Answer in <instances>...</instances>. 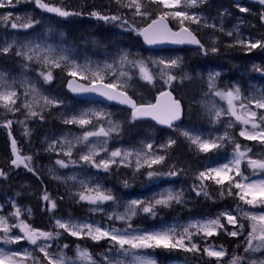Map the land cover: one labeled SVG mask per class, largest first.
Segmentation results:
<instances>
[{
  "label": "trees",
  "instance_id": "1",
  "mask_svg": "<svg viewBox=\"0 0 264 264\" xmlns=\"http://www.w3.org/2000/svg\"><path fill=\"white\" fill-rule=\"evenodd\" d=\"M16 2L27 10L28 21H34L31 28L33 32L37 30L46 32L52 39L60 40L63 44L75 49L81 57L92 59L120 50H125L138 58H143L144 53L156 52L144 48L138 31L133 29H140L149 20L165 11L162 5L153 3L152 0H141L149 6L148 10L152 13L150 19L134 15L135 8L130 9L126 6L129 0H121L120 3L117 0H42L52 6L81 13L60 17L39 8L35 0H17ZM241 8H246L248 11L241 12ZM92 11H98L107 16H119L120 20L107 22L99 20L88 15ZM187 11L189 14L203 17L205 23L196 24L185 21L184 26H187L206 48L210 49L215 40L214 46L219 50L216 53L209 50L207 54L199 48L157 51L160 55L168 56L171 55L170 53L177 55L181 61L180 67L169 69L167 74L162 75L163 68L150 64V72L154 77L152 83L141 79L136 70L131 68L130 75L120 82L126 84V87L121 90L126 91L137 104L152 102L159 91L169 90L181 104L182 117L179 124L168 129L158 128L151 122L132 119L130 110L115 106L106 108L107 114L118 125V131L110 134L109 145L133 147L144 142H151L158 145L155 153L165 156V161L162 164L153 165L152 169L143 166L139 171L136 170L135 164L115 163L97 177L100 182L110 187L109 193L114 197L113 201L120 205L124 200L146 195L164 184L183 193L180 203L172 201L168 207L157 205L155 216L139 210L138 214L128 221L133 229L160 228L174 222L185 223L193 219L215 217L225 211L239 217L240 222L245 225V229L237 237L228 236L219 229H217V234L208 237L201 232L193 233V242L201 249L198 253L185 252L181 249L145 250L148 254H152L157 264H171L172 262L217 264L215 257H208L202 251L209 245L216 246V250H219V246H223L226 255L221 258L222 264H230L234 256L242 257V264H252L253 261L258 264L264 261V249L245 252L246 238L248 232L252 230L253 222L244 217V212L258 214L264 211V206L247 205L235 194L228 195L227 180L223 182V185H217L213 180H206L205 190L208 195L205 196L200 189V180L197 177L210 165L224 161L233 154L236 143L241 145V151L246 148L251 149L248 156L241 160L240 170L243 175L251 177L259 172L264 176V172L254 171L248 165V159H264V144L240 136L241 130L236 122L228 130L231 140H225L223 147L208 153L200 152L181 133L190 131L193 134H205L210 130L211 122L204 102L210 91L207 83L209 70L219 72L215 78L216 87L213 89L229 90L234 82L246 86L247 83L256 80L264 81V49L257 48L249 52L246 47H229V45L236 44L241 35H247L250 41H264V20L261 19L264 5L250 0L239 2L206 0L203 3L197 0V5L188 8ZM168 21L172 28L181 25L170 17ZM212 25H215V28L211 27ZM234 27L239 31H235ZM229 32L232 33L231 36L228 35ZM25 63L26 61L21 56L16 55L14 48L6 54L0 51V72L20 70ZM42 70L47 71L46 68H40L39 72ZM52 72L53 80L47 83L40 73L34 74L39 90L46 96L62 102L43 110L39 107L43 104L42 99H37L35 103L30 102L33 103V111L41 112L43 119L40 116H29L20 97L16 105L20 110L17 112L7 111L0 103V170L7 173L5 177H0V214L7 218L9 225L16 224L17 218L10 215L15 211L13 208V203H15L21 210L20 219L32 228L61 233L60 237L51 240L50 251L63 250L66 254L73 256L74 249L79 246L87 249L99 264H103L101 258L110 249L115 248L107 242V239L95 242L88 237L71 236L63 229L56 228L54 222L56 218H86L91 213L87 211V204L79 200V196L68 191L66 183L44 171L45 166L53 165L56 156L54 151L46 149L45 137L52 133L78 131L79 127L75 124L64 122L65 117L76 112L77 109L99 106V104L75 99L66 93L65 82L71 77L67 67L55 68ZM169 74L175 76L176 79L171 83H164L163 76ZM76 78L86 83L91 82L81 77L76 76ZM110 79V76L106 75L103 81L109 83ZM261 81L260 83L264 84ZM7 120L12 121L10 127L3 126ZM26 128L28 129L27 134L25 133ZM12 139L16 140L21 155L32 157L33 172L23 166L11 165V159L14 158L11 151ZM169 139L176 141L171 147L167 146ZM232 140L235 143H232ZM149 170L158 175L149 178L147 175ZM169 172L178 174L167 175ZM232 187L233 193L239 191L234 185ZM222 191L224 195H221ZM197 192L200 194L197 195ZM45 194L56 202L55 209L48 210V202L42 199ZM145 202L147 206V203L151 201ZM25 209L27 211L30 209L31 212ZM221 223L226 225L227 231L234 230L225 218L221 219ZM65 245L68 247L65 248ZM39 257L40 260L43 258L41 255Z\"/></svg>",
  "mask_w": 264,
  "mask_h": 264
},
{
  "label": "snow or ice",
  "instance_id": "2",
  "mask_svg": "<svg viewBox=\"0 0 264 264\" xmlns=\"http://www.w3.org/2000/svg\"><path fill=\"white\" fill-rule=\"evenodd\" d=\"M37 6L41 9H44L50 13H55L60 17H68L71 15H80L81 13L70 12L62 7L52 6L48 3L42 2V0H35ZM118 3L121 0H117ZM153 3H157L159 5H163L165 9H173V11H163L162 14L157 15L156 19H153L151 24L148 25L147 28L144 29H133L134 31H138L140 35H143L145 41L149 44L156 43L161 40H170L173 43L178 44H194L198 45L201 50L204 51L205 54L210 50L213 53H216L219 49L214 46L215 40L213 41V46L206 48L204 44L201 43L199 39H197L196 35L193 34L192 31L188 27L184 26L185 21H190L192 23L199 24L203 17L197 16L195 14L189 15L187 12L188 8H193L197 5V0H152ZM200 2H206V0H200ZM261 5H264V0H259ZM3 4H0V7H3ZM128 8H135L134 15L140 16L142 18H151L152 13L148 10L149 6L146 3H142L141 0H129L126 4ZM183 8L184 10H175L179 8ZM241 12H246L248 9L241 8ZM88 15L95 17L99 20L104 21H118L120 20L119 16H107L103 15L101 12L92 11ZM169 17L173 19H179L181 28L179 32H173L171 28L168 27L166 21ZM11 18V14H8L4 17H0L5 21ZM261 19L264 20V13L261 14ZM34 21H30L29 23H24L19 25L23 28H29L32 26ZM126 23V22H125ZM12 28H17L18 24L13 23ZM207 26V25H206ZM211 27L215 28V25ZM222 30V29H221ZM229 36L232 35L231 32L228 33ZM241 46L246 47L247 51H252L253 49H264V41L256 40L255 42H251L250 40H237L236 44L229 45V47ZM27 48V45L24 46ZM12 45H8L7 47H3L0 49L3 53H8ZM41 53H44L43 55ZM17 56L25 57L29 61L35 59L38 61L42 68H46L47 71H40V76L43 77V80L47 83L53 80V72L52 70L55 68L61 67H69L68 58L65 56L56 57L54 55L53 49L48 47L47 49H42L39 44L34 45L32 48H27V51H18L16 53ZM115 63V62H114ZM123 63H132L134 67L138 66L141 73V79L146 80L148 83L153 82V75L148 71L147 66L144 61H129L128 56L125 54L121 56V64ZM153 63H158L163 65L162 75L167 74V70L179 68L180 67V58L177 57L175 59H160L159 61H154ZM106 69L114 70V65L109 64L105 65ZM87 66L81 68L79 65H71L69 69V75L76 77L80 75L82 71H87ZM259 70V69H257ZM219 75L218 73L215 75L209 76V84L208 87L210 90L216 87L215 78ZM127 73L121 72L120 76L116 78V82L113 83H104V77L101 73V70H97L96 72L91 73L89 75H82L81 78L84 80H91L89 85H81L77 84L73 86V81H69L68 87L71 91L75 93H89L96 92L100 93L103 96H106L109 100H119L121 103L128 104L132 109V119H136L141 116H152L153 119L157 120L158 123L168 125V127H173V122L180 119L181 117V104L180 101L173 99L171 92H162L160 94L161 97H167L169 103L166 107L165 114L163 117L158 114V105L160 97H157V104H140L138 105L134 100H132L126 93V91H120L119 89L126 87V84L120 83V77H126ZM187 78V77H185ZM130 79V77H129ZM176 77L172 75H167V79L165 83H171L175 80ZM99 80L100 83L97 84L96 81ZM0 103H2L3 107L9 112H17L20 110L17 107V101L19 99V95L17 91L13 90V85L8 84L3 78H0ZM27 91H30L32 94L39 96V93L35 87H31ZM216 96H219L222 100H226L228 104V109L225 112L223 109H209V114L214 110L215 115L212 116V122L216 123L220 120L221 115H230L231 117H235V120L243 123L244 125L251 124V131L242 130L239 135L245 137L247 140L258 141L261 144H264V92L260 94L257 98L254 95H250L245 97L242 95L239 87L230 88L227 91H216L214 93ZM43 100V104H40L39 107L41 110L47 108L49 106L57 105L62 103L60 100L56 98H49L47 96L40 97ZM246 101V103H245ZM35 103V101L33 102ZM33 103L25 102L23 107L27 109L28 115L32 117L40 116L43 119V115L41 112L33 111ZM237 103L239 104L240 113L236 111ZM104 114L101 112H83L80 113L79 116H72L69 119H66L64 122L66 124H78L81 127L85 125H90L93 122V118L99 121L103 118ZM12 124L11 120H7L4 122V127H10ZM232 126L229 123L228 127ZM118 131V125H112L109 129L105 130L103 127L99 128L97 131H89L85 132L82 138H77V143H82L87 141L89 137H108L110 132ZM28 129H25V133L27 134ZM11 135V133H9ZM187 140L190 141L192 146H195L200 152L208 153L212 150H218L219 148L224 146L225 140H231L229 136V132L226 130L222 136L213 137L211 139H204L199 134H193L190 131H183L181 133ZM235 143L234 140L231 141ZM59 143L63 148L67 147V151H64V155L69 157L68 163L75 164L76 161L71 159L74 145L71 141L62 139L61 141H53L52 144L49 145V149H53V147ZM106 143V140L104 141ZM176 143L175 140L169 139L167 142V146L171 147ZM162 147H164L162 145ZM149 151L147 153H133L131 151H122L117 149L108 154L107 159L99 160V163H96L94 157L98 156V151L95 147L90 148L87 154L81 155L80 160L91 164L97 169L103 168L104 170H108L113 164L116 163V158H120V163H124L128 157L132 155H137L136 161V170L139 171L141 167L147 166L148 169H152L153 165L162 164L165 161V156L155 155L151 153L152 145H147ZM11 151L12 156L11 165L15 167L23 166L28 171L33 172L34 169L31 167V156H23L20 154V150L17 147V142L15 139H12L11 142ZM99 151H106L104 148H100ZM251 152V149H245L241 151V145L236 143L234 149V158L230 162V164H224L219 168H208L206 171H201L198 174V179L200 180V189L205 196L208 195V192L205 190V181L213 180L217 185H223L225 180L228 181V195L235 194L239 197L241 201H243L247 205L256 206L261 205L264 206V180H251L249 177L243 175L240 170L241 160L245 159L248 154ZM141 157H143V164L141 163ZM68 163H66L62 159H58L56 164L60 165L62 168L68 167ZM248 165L254 171L264 172V159L260 160H252L248 159ZM235 168V177L229 176L228 173L232 171V168ZM177 172H169L167 175L175 176ZM7 173L3 170H0V177H5ZM148 177L151 178L158 173L149 170L147 173ZM219 177V178H217ZM75 179V177H72ZM83 185V182H81ZM236 191L233 193V186ZM127 186V185H126ZM84 191L78 193L80 201H87L90 204H100L105 201H112L114 197L110 193H106L105 191H101L99 185L95 188L87 187L83 185ZM94 193V194H93ZM200 192H197L199 195ZM183 193L173 194L171 191L168 192L167 195L161 194L159 199H153L151 202L147 203L145 206V201L134 199L131 200L126 209V213L122 215H118L115 218L119 220H131V218L138 214L139 210H142L144 213L151 214L152 216L156 215L155 208L157 205H162L164 207L170 206L172 201H176L177 203L182 202ZM221 195H224L223 191ZM257 196L259 198H257ZM251 197V198H249ZM43 200L48 202V210L51 211L57 207L56 202L51 200L49 195L45 194L42 197ZM13 208L15 211L10 213L11 216H15L19 221L16 225H9L7 222V218L4 216H0V230L5 234L2 239L6 244H18L22 240H27L32 245H36L38 240L43 238L45 241L53 240L54 238H58L61 236L59 231L51 232V231H41L40 229L32 228L29 224L25 223L24 220L20 219L21 210L20 208L13 203ZM29 213L31 210H28ZM244 217L248 220L252 221L251 231L248 232V236L246 238V247L245 252L248 253L250 251H256L258 249H264V211L259 214H255L252 212H244ZM111 218V217H110ZM226 218L227 223L233 226L232 231H227V227L225 224L221 223V219ZM257 222H259L257 224ZM56 228L63 229L68 232L71 236L74 237H88L93 241H100L102 239H109L113 242V245H119V251L125 257H131V260L128 264H157V260L153 258L152 254H142L144 250H155V249H165V250H176L181 249L185 252H195L198 253L201 249L198 247L196 243L193 242V233L190 231L191 228L197 229V234L200 232L204 233L205 237L213 236L217 234V229L224 231L228 236L237 237L241 235L242 231L245 229V225L240 222V218L232 215L229 211H225L220 213L215 219L207 220L204 222H193L188 226L183 227L182 231H178L177 226L173 227H165L159 230L147 231L144 229H132L131 225H129L127 230L117 231L115 229H103L101 226H93L92 224H74L68 221L62 222L60 219L55 221ZM18 227L20 232L23 235H14L9 236V232L12 228ZM65 248L68 245L64 246ZM111 250V249H110ZM207 254L208 257H215L217 260V264H222L221 258L225 257L226 252L223 246H219V250H216V246L209 245L208 247L203 248L202 250ZM39 252L43 253V258L38 261V264H44V261H47V264H76V261L72 258H68L63 255V250H61L60 254H53L49 250V246L45 244L44 246L39 248ZM32 253H29L26 249L23 253L19 251H6L4 248H0V264H23L24 258L32 257ZM77 259L86 261L87 264H98V262L92 258V255L89 253L87 249H81L77 246ZM242 257L234 256L230 262V264H242ZM103 264H112V261L108 258L107 255L104 257ZM116 264H125L123 260H117ZM252 264H257V262L253 261ZM258 264H264V261L258 262Z\"/></svg>",
  "mask_w": 264,
  "mask_h": 264
},
{
  "label": "rangeland",
  "instance_id": "3",
  "mask_svg": "<svg viewBox=\"0 0 264 264\" xmlns=\"http://www.w3.org/2000/svg\"><path fill=\"white\" fill-rule=\"evenodd\" d=\"M11 1V0H0V4H3V7H0V17H4L8 14H11V18L7 21L0 19V48L7 47L8 45H12V48H14V51L17 53L18 51H27V48H32L34 45L39 44L42 49H47L48 47H51L53 49L54 55L56 57L65 56L68 58V65L67 69L69 70L71 65H79L81 68H84L87 66V71H82L80 75L77 77H81L82 75H89L91 76V73L96 72L97 70H101V73L103 77L105 78L106 75L110 76L109 83L116 82V78L120 76L121 72L127 73V75H130V69L134 68L138 74V76L141 78L140 69L138 66L134 67L132 63H123L121 64V56L127 55L129 61H144L145 65L148 68V71L150 72V64L151 65H158L160 68H163V65L153 63L154 61H159L160 59H175L177 58V55L174 53H170L171 55L165 56L160 55L159 52H148L144 53L143 58H138L135 55H130L125 50L116 51L113 53H108L107 55L101 57L92 59L89 57H81L80 53H78L75 49L70 48V46H67L63 44L60 40L52 39L46 32L41 31H32L31 28H23L19 25H22L24 23H29L28 21V12L27 10L23 9L18 2ZM183 3V0H182ZM163 6V5H162ZM164 7V6H163ZM175 10H184L182 7ZM165 11H173V9H165ZM188 12V11H187ZM189 14V13H188ZM193 15V14H189ZM173 19L172 17H170ZM176 21V23L180 24L179 19H173ZM201 22H204V19L201 20ZM16 23L18 24L17 28H12V24ZM235 31H239L234 27ZM249 40L247 38V35L240 36L239 40ZM254 42V41H251ZM27 45V48L24 46ZM42 55L44 53H41ZM26 63L24 64L23 68L16 71H10V72H0V78H3L8 84L13 85V90L17 91L19 97L22 99L21 101L23 104L27 102H34L37 99H40V97L46 96L43 94L36 84V78L35 73H40L39 70L42 68L41 64L36 61L35 59L29 61L25 57H22ZM115 62V63H114ZM113 64L114 70L112 69H106L105 65ZM151 73V72H150ZM219 74V72L215 70H209L207 72V83L209 84V76ZM152 74V73H151ZM126 77H120V81L125 79ZM167 79V76H163V81L165 83V80ZM261 80H256L253 82H249L245 85H240L237 82L233 83L232 88L239 87L241 90V93L243 96L248 97L250 95H254L257 98L260 96L262 92H264V84L260 83ZM264 82V81H261ZM31 87H35L39 93V96H36L32 94L30 91H27ZM2 90V89H0ZM216 91H227L222 89H212L209 91V93L206 95L204 102L205 107L208 110V117L210 119V130L206 132L205 134L201 133H195L202 136L204 139H211L213 137L222 136L224 132L229 130V123L233 124L234 122L239 124L240 130H248L251 131V124L244 125L241 122H238L235 120V117H231L230 115H221L220 120L216 123L212 122V116L215 115V111L213 110L211 114H209V109H223L225 112L228 109V104L226 100H222L219 96H216L214 93ZM48 97V96H47ZM50 98V97H49ZM246 103V101H245ZM236 111L240 113L239 104L237 103ZM264 111V110H262ZM83 112H101L104 114L103 118H101L99 121H97L95 118H93V122L90 125H85L81 127L78 124H75L78 126V131H69V132H60V133H52L45 137V146L46 149H49V145L52 144L53 141H61L62 139L69 140L73 143V153L71 156L72 160H75L76 163H68L69 157L65 156L63 153L64 151H67V147L64 146L63 148L60 146L59 143H57L51 151L55 152V161L53 165L51 166H45L44 171L48 172L52 176L56 177L58 180L63 181L66 183L68 191L74 195H78L79 192L84 191L83 185H86L90 188H95L97 185L100 186L101 191H105L106 193H109L110 187L108 185H105L103 182H100L97 175H99L101 172H104L105 170L103 168L97 169L91 164L85 163L80 160V156L87 154L90 148L95 147V149L98 151V156L94 157L96 163H99V160L101 159H107L108 154H110L112 151H115L117 149H120L122 151H131L133 153H147L149 149L147 148V145L151 144V153L157 155L155 153V150L157 149L158 145H154L151 142H144L141 143L139 146H133V147H126V146H111L109 145V138L110 134L116 132H110L108 137H89L87 141H84L82 143H77V138H82L84 136L85 132L89 131H97L99 128L103 127L105 130L112 127V125H117L111 117L107 114L106 108L102 106H90L86 108H81L80 110H77L74 113L68 114L65 117L66 119L71 118L72 116H79L80 113ZM240 131V132H241ZM106 140V143L104 141ZM100 148H104L106 151H99ZM234 158V153L231 154L226 160L214 163L209 166V168H219L224 164H230V162ZM58 159L64 160L66 163H68V167L62 168L60 165L56 164V161ZM137 161V155H132L128 157L127 160L124 161V163H120V158H116V163L126 165V164H135ZM141 162H143V157H141ZM231 167V164H230ZM232 172V173H231ZM228 173L229 176L235 175V168H232V171ZM72 177H75V179H72ZM219 178V177H217ZM251 180H264V176L261 175L259 172L253 174V176L249 177ZM83 182V185L82 183ZM171 191L173 194H179V190L173 189L168 184L159 185L157 189L154 191H151V193H148L146 195H141L137 198H131L129 200H124L123 204H117L113 200L112 201H105L103 203L94 205L90 204L87 201H84L87 204V211L91 213V215L86 216V218H72L67 217L64 219L56 218L54 222L57 219H60L62 222L68 221L70 223L74 224H92L93 226H101L103 229H115L117 231H124L127 230L129 227L130 220H119L115 217L118 215H122L126 213V209L128 207V204L131 200L138 199L142 201H152L154 198L159 199L161 194L167 195L168 192ZM94 194V193H93ZM257 198H259L257 196ZM27 211V209H25ZM28 212V211H27ZM261 213V212H260ZM259 214V213H258ZM0 216H2L0 214ZM111 217V218H110ZM215 217H208L205 219H193L189 220L185 223H171L168 225H164L160 228H154L149 229L147 231H154L159 230L161 228L165 227H173L177 226L178 231H182L183 227L188 226L190 223L193 222H204L207 220L215 219ZM132 219V218H131ZM226 220V218H225ZM19 221L16 222L18 224ZM12 224V225H16ZM133 229V228H132ZM190 231L192 233H196V228H191ZM203 233V232H201ZM4 233L2 230H0V248H4L6 251H19L21 253L24 252L26 249L29 253H32V257L24 258L23 264H38V261L40 260V255L43 257V253L39 252V248L47 244L48 246L51 245L50 241H45L43 238L38 240L36 245H32L27 240H22L18 244H6L2 237H4ZM9 236L14 235H23L22 232H20V229L18 227L12 228L11 231L8 234ZM107 239V238H105ZM108 243H110L112 246H114V249L109 250L107 252L108 258L112 261V264H116L117 260H123L125 261V264H128V262L131 260V257H125L120 251H119V245H113V242H111L109 239H107ZM93 241V240H92ZM97 242V241H95ZM82 249V248H81ZM53 254H60L61 251H50ZM142 254H148L145 252ZM63 255H65L68 258H72L76 261V264H87L86 261H82L77 259V247L74 249V255L70 256L69 254H66L63 251ZM101 258V261L104 262V257ZM44 264H47V261H45ZM99 264V263H98ZM102 264V263H101ZM171 264H179L177 262H172Z\"/></svg>",
  "mask_w": 264,
  "mask_h": 264
},
{
  "label": "water",
  "instance_id": "4",
  "mask_svg": "<svg viewBox=\"0 0 264 264\" xmlns=\"http://www.w3.org/2000/svg\"><path fill=\"white\" fill-rule=\"evenodd\" d=\"M236 2H238L239 0H234ZM252 2H256V3H259V0H250ZM153 19H156L153 18ZM151 19L148 23H146L144 26L141 27V29H144V28H147L149 24H151L152 20ZM166 23L168 24V27L172 29L173 32H179L180 31V27H177V28H172L168 22V20L166 21ZM186 27V26H185ZM191 31V30H190ZM194 34V33H193ZM195 35V34H194ZM141 36V43L142 45L149 49V50H162V49H178V48H191V49H198L199 46L198 45H194V44H188V43H184V44H178V43H173L171 42L170 40H161V41H158L156 43H153V44H149L145 41L143 35H140ZM197 37V36H196ZM198 39V37H197ZM69 81H73V86L77 85V84H81V85H89L90 83H85V82H82L80 80H77L76 78L74 77H71L69 79H67V81L65 82V91L68 95H70L72 98H75V99H79V100H88V101H93V102H98L100 104H102L103 106H117V107H121V108H124V109H128L130 110L131 112V115H132V109H131V106L128 105V104H124V103H121L119 100H109L106 96H103L101 95L100 93H96V92H89V93H75L73 91H71V89L68 87V84H69ZM97 84L100 83V81H96ZM105 83V82H104ZM120 90V89H119ZM122 91V90H120ZM162 92H170L169 90H162L160 91L154 98V100L150 103H147V104H153V105H156L157 104V97H160L159 99V105H158V114L161 115V117L164 116L165 114V110H166V107L169 103V100L167 97H161L160 94ZM172 94V93H171ZM128 95V94H127ZM129 96V95H128ZM130 97V96H129ZM131 98V97H130ZM172 98H174L173 94H172ZM132 99V98H131ZM133 100V99H132ZM140 105V104H138ZM181 117H182V108H181ZM181 117L180 119L176 120L173 122V126L179 124V122L181 121ZM135 120H138V121H149L151 122L152 124L160 127V128H164V129H168L170 127H168V125H164V124H160L157 122V120L153 119L152 116H141V117H137Z\"/></svg>",
  "mask_w": 264,
  "mask_h": 264
},
{
  "label": "bare ground",
  "instance_id": "5",
  "mask_svg": "<svg viewBox=\"0 0 264 264\" xmlns=\"http://www.w3.org/2000/svg\"><path fill=\"white\" fill-rule=\"evenodd\" d=\"M52 22V21H51ZM228 31V30H227ZM71 48V47H70ZM78 110V109H77ZM120 120V119H119ZM159 128V127H158ZM114 139V138H113ZM124 145V144H123ZM126 145V144H125Z\"/></svg>",
  "mask_w": 264,
  "mask_h": 264
}]
</instances>
